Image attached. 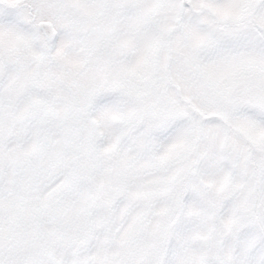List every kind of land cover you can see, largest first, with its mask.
Listing matches in <instances>:
<instances>
[{"label":"snow or ice","instance_id":"obj_1","mask_svg":"<svg viewBox=\"0 0 264 264\" xmlns=\"http://www.w3.org/2000/svg\"><path fill=\"white\" fill-rule=\"evenodd\" d=\"M0 264H264V0H0Z\"/></svg>","mask_w":264,"mask_h":264}]
</instances>
